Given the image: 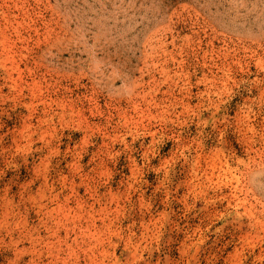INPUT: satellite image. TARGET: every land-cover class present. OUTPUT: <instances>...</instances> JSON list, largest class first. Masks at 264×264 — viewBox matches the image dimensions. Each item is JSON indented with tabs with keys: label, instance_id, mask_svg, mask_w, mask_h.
I'll list each match as a JSON object with an SVG mask.
<instances>
[{
	"label": "rangeland",
	"instance_id": "rangeland-1",
	"mask_svg": "<svg viewBox=\"0 0 264 264\" xmlns=\"http://www.w3.org/2000/svg\"><path fill=\"white\" fill-rule=\"evenodd\" d=\"M0 264H264V0H0Z\"/></svg>",
	"mask_w": 264,
	"mask_h": 264
}]
</instances>
